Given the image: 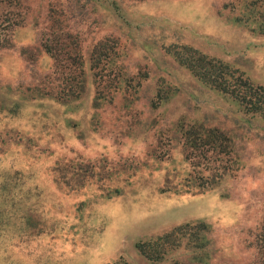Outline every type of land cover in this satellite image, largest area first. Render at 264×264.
Instances as JSON below:
<instances>
[{"label":"rangeland","instance_id":"1","mask_svg":"<svg viewBox=\"0 0 264 264\" xmlns=\"http://www.w3.org/2000/svg\"><path fill=\"white\" fill-rule=\"evenodd\" d=\"M19 1L27 8L24 25L18 27L12 46L0 50V85L10 86L14 96L43 86L48 75L55 80L60 76L61 65L44 52L55 38L53 34H58L57 47L69 44L84 59L98 40L119 37L126 53L120 63L133 77V84H142L141 91L131 95L139 98L130 108H121L120 96L115 105L97 110L102 122L97 129H89L85 123L91 93L84 97L85 110L66 113L49 104L26 108L18 116L0 114V158L22 172L19 195L31 190L39 227L50 233L32 239L39 246L34 252L45 256L43 250L53 247L58 256L73 250L76 243V249L85 250L87 258L66 264H107L119 257L130 264H151L137 254V241L203 219L212 224L214 241L224 253L219 264L247 263L253 256L247 247L264 223V135L239 138L246 168L222 185L227 198L212 191L160 192L166 187L165 167L172 158L179 162L181 154L168 140L162 110L149 113L146 108L157 84L177 85L176 102L164 114L177 117L185 108L182 101L201 100L215 106L202 110L210 124L229 132L224 115L229 109L224 101L179 67L165 48L173 44L193 47L263 84L264 35L234 22L237 12L231 7L237 0H99L119 5L125 24L94 0ZM61 53L59 58L66 67L71 62ZM147 120H155L156 125H148L144 133L140 125ZM166 153L171 159L154 163L158 156L167 158ZM128 177L131 185L124 188ZM117 186L123 187V196L106 202L100 199L105 189ZM24 251L14 257L15 264H41L36 259L39 255Z\"/></svg>","mask_w":264,"mask_h":264},{"label":"trees","instance_id":"2","mask_svg":"<svg viewBox=\"0 0 264 264\" xmlns=\"http://www.w3.org/2000/svg\"><path fill=\"white\" fill-rule=\"evenodd\" d=\"M99 5L112 12L117 21L125 24L119 5L106 1L100 2ZM25 9L27 8L19 0L0 1V50L12 46L18 27L24 25ZM231 11L237 12L235 23L247 27L251 32L264 35V0H237V5H233ZM121 34L128 38L126 33ZM53 35L55 38L50 44H46L44 52L55 64L58 61L61 65L58 79L48 75L43 86L21 90L18 97L12 94L10 86L0 85V114L18 116L26 108L34 110L49 104L64 108L66 113L86 108V111H90L85 121L87 127L97 129L102 125L97 110L115 105L120 96L121 108L124 110L138 100L139 96L131 95L141 91L142 84H133V77L129 76L128 69L120 63L126 53L122 51L124 49L120 46L119 37L107 36L98 40L84 59L78 52H73V47L69 44L63 43L62 48L57 47L55 44L58 42V34ZM127 42L132 40L128 38ZM62 51L71 62L66 67L59 58ZM165 53L204 89L224 101L229 109V113L224 115L230 123V129L226 132L210 124L202 110L206 106H215L201 100L182 101L185 108L177 117L170 113L164 114L169 106L176 102L174 98L180 87L168 83L157 84L152 100L146 103V108L149 113L162 110L159 113L167 119L168 140L174 142L181 154L179 162L172 158L170 165L165 167L166 187L159 190L176 194H202L212 191L218 193L221 199L227 198L228 193L222 192V185L246 168L238 149L239 138L244 140L252 135H264V83L256 84L233 65L187 45H170L165 48ZM86 93L93 95L84 108ZM148 125L153 127L156 121L147 120L140 125L144 133ZM167 153L169 154L168 150ZM168 154L167 158L156 157L154 163L171 159ZM21 173L0 158V264H15L17 261L14 257L25 252L24 249L30 253L39 248L34 245L33 238L50 234H47L46 229L39 227V214L31 190L24 192L23 196L19 195L18 183ZM76 174L86 175L78 172ZM128 180L129 177L124 188L131 185ZM104 192L100 199L106 202L123 196V187L105 189ZM88 201L83 204L84 208ZM79 209L80 207L77 208ZM84 228L83 226V231H86ZM21 240L30 242L21 244ZM74 244L73 250L66 249L65 252L70 254V257H65L63 252H60L62 255L56 256L57 252L53 247L43 250L47 253L45 256L34 253L39 255L36 259L41 264L51 258V264H66L67 261L72 262L83 256L87 258L85 250H77L79 245ZM231 246L229 245L228 249H231ZM134 248L141 258L151 264H219L223 259L220 256L224 254L214 241L212 224L203 219L175 225L163 234L137 241ZM247 248L253 251V256L245 264H264V223ZM228 255L233 257L232 254ZM107 264L130 262L124 257H119Z\"/></svg>","mask_w":264,"mask_h":264}]
</instances>
